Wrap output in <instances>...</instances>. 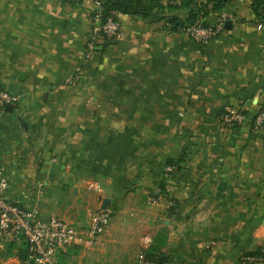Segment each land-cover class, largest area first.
<instances>
[{"label": "crops", "instance_id": "crops-1", "mask_svg": "<svg viewBox=\"0 0 264 264\" xmlns=\"http://www.w3.org/2000/svg\"><path fill=\"white\" fill-rule=\"evenodd\" d=\"M96 11L95 0H0V87L17 97L0 118L4 198L76 228L110 208L96 244L66 252L84 251L81 264L141 253L162 264H242L263 251L264 127L254 118L264 23L251 0L229 2L235 20L206 46L164 20L116 14L119 35L87 57ZM231 110L246 120L223 125ZM165 186L171 210L163 198L151 204Z\"/></svg>", "mask_w": 264, "mask_h": 264}, {"label": "built area", "instance_id": "built-area-1", "mask_svg": "<svg viewBox=\"0 0 264 264\" xmlns=\"http://www.w3.org/2000/svg\"><path fill=\"white\" fill-rule=\"evenodd\" d=\"M95 7L99 12L101 3L95 1ZM94 20L100 23V16L95 15ZM235 20V17L227 11L217 13L214 21L209 24L197 22L182 31L194 42L206 46L217 38L226 28L228 22ZM120 23L109 18L104 25L95 29L93 36L87 42V57L96 49L100 34L108 38H116L120 33ZM17 97L8 93L0 87V118L5 114L8 105H14ZM246 120L243 110H231L221 115L220 121L226 126H236ZM255 129L264 127V102L261 104L254 118ZM175 167L167 166L165 176L168 178ZM9 189V181L0 170V249L8 244L20 245L26 242L29 247V261L33 264H61L63 254L73 248H91L97 240L103 236L108 229L113 211L108 207L98 210L91 218L85 228H76L65 220L52 216L48 219H41L37 208L25 209L16 202L7 201L4 193ZM161 197H153V204H160V198L166 199L167 209L175 206L171 196V190L165 186L159 191ZM242 264H264V250L256 255L241 256ZM68 264V263H67ZM139 264H158L145 258L144 253L139 256Z\"/></svg>", "mask_w": 264, "mask_h": 264}, {"label": "trees", "instance_id": "trees-1", "mask_svg": "<svg viewBox=\"0 0 264 264\" xmlns=\"http://www.w3.org/2000/svg\"><path fill=\"white\" fill-rule=\"evenodd\" d=\"M74 5H79L82 0H64ZM101 3V10L96 11L94 15L100 16V22L102 25L109 19L115 17L116 14L122 15H140L151 20H164L166 27L171 32H182L186 28L192 26L197 22L208 24L205 22V18L208 17L211 12H222L231 0H181L179 4H169L163 6L160 4V0H150L149 3H144L141 0H95ZM252 9L257 17L264 23V0H251ZM103 40V47H108L112 42V38L106 37L104 34H100ZM177 162L169 161L167 166H173L176 168ZM16 245V244H8ZM25 245L26 252L24 255H18L19 264H33L28 259V244L26 242L21 243L19 246ZM22 252V251H21ZM258 253H250L246 255H256ZM63 256V255H62ZM67 258V257H66ZM145 258L149 261L162 264L159 257H155L150 253H145ZM68 262L61 259V264H67Z\"/></svg>", "mask_w": 264, "mask_h": 264}, {"label": "rangeland", "instance_id": "rangeland-1", "mask_svg": "<svg viewBox=\"0 0 264 264\" xmlns=\"http://www.w3.org/2000/svg\"><path fill=\"white\" fill-rule=\"evenodd\" d=\"M153 199V198H152ZM151 204L154 206H161L162 204H153L151 201ZM172 209V208H171ZM171 209H167V210H171ZM26 246L25 245H5L2 249H0V264H19L18 261V255H24V253L26 252ZM22 251V252H21ZM29 250H28V255H29ZM84 255V251L82 250H76V249H72L69 251V256H67V254H63V256L61 257L62 260L67 261L68 263H72V264H81L80 262V258H83ZM139 256L140 254L136 255V257L134 256V259L132 261H125V263L127 264H139ZM67 257V258H66ZM30 259V258H28Z\"/></svg>", "mask_w": 264, "mask_h": 264}, {"label": "water", "instance_id": "water-1", "mask_svg": "<svg viewBox=\"0 0 264 264\" xmlns=\"http://www.w3.org/2000/svg\"><path fill=\"white\" fill-rule=\"evenodd\" d=\"M230 22H228L227 24H226V26H228V24H229ZM101 26V24L100 23H98V27H100ZM6 112H10V113H13L14 112V105H8L7 107H6ZM18 122H20V124H24V121L22 120V118H20V117H18Z\"/></svg>", "mask_w": 264, "mask_h": 264}]
</instances>
